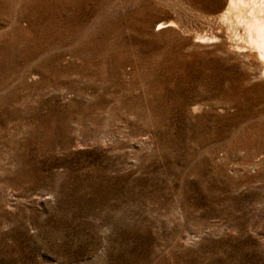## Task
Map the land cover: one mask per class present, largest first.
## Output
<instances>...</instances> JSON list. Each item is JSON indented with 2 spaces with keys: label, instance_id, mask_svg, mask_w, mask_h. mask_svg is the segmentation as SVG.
I'll list each match as a JSON object with an SVG mask.
<instances>
[{
  "label": "rangeland",
  "instance_id": "374dc122",
  "mask_svg": "<svg viewBox=\"0 0 264 264\" xmlns=\"http://www.w3.org/2000/svg\"><path fill=\"white\" fill-rule=\"evenodd\" d=\"M226 4L0 0V264H264V78Z\"/></svg>",
  "mask_w": 264,
  "mask_h": 264
},
{
  "label": "bare ground",
  "instance_id": "6f19581e",
  "mask_svg": "<svg viewBox=\"0 0 264 264\" xmlns=\"http://www.w3.org/2000/svg\"><path fill=\"white\" fill-rule=\"evenodd\" d=\"M218 19L227 30L228 47L241 53L245 65L264 78V0H227ZM217 32L221 33L220 28ZM219 39L212 34L198 36L195 41L219 42Z\"/></svg>",
  "mask_w": 264,
  "mask_h": 264
}]
</instances>
